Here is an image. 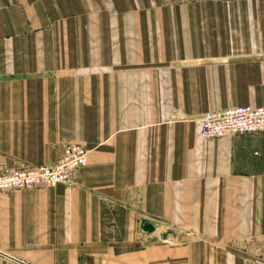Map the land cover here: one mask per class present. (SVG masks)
I'll use <instances>...</instances> for the list:
<instances>
[{
  "label": "crops",
  "instance_id": "1",
  "mask_svg": "<svg viewBox=\"0 0 264 264\" xmlns=\"http://www.w3.org/2000/svg\"><path fill=\"white\" fill-rule=\"evenodd\" d=\"M241 105L264 106V0H0V171L88 151L0 190V264H264V132H199Z\"/></svg>",
  "mask_w": 264,
  "mask_h": 264
},
{
  "label": "built area",
  "instance_id": "2",
  "mask_svg": "<svg viewBox=\"0 0 264 264\" xmlns=\"http://www.w3.org/2000/svg\"><path fill=\"white\" fill-rule=\"evenodd\" d=\"M198 119L199 132L204 139L264 132V106L241 105L211 109L201 113ZM87 153L83 145L70 143L54 162L0 171V190L54 187L69 182L76 171L87 163Z\"/></svg>",
  "mask_w": 264,
  "mask_h": 264
},
{
  "label": "water",
  "instance_id": "3",
  "mask_svg": "<svg viewBox=\"0 0 264 264\" xmlns=\"http://www.w3.org/2000/svg\"><path fill=\"white\" fill-rule=\"evenodd\" d=\"M140 227L146 233H152L155 231V226L146 218L141 220ZM167 235L168 232H164L161 234V238L166 239Z\"/></svg>",
  "mask_w": 264,
  "mask_h": 264
},
{
  "label": "rangeland",
  "instance_id": "4",
  "mask_svg": "<svg viewBox=\"0 0 264 264\" xmlns=\"http://www.w3.org/2000/svg\"><path fill=\"white\" fill-rule=\"evenodd\" d=\"M168 243H174V240H170V242H168Z\"/></svg>",
  "mask_w": 264,
  "mask_h": 264
}]
</instances>
